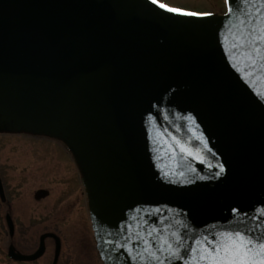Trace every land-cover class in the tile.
Here are the masks:
<instances>
[{
	"label": "water",
	"instance_id": "1",
	"mask_svg": "<svg viewBox=\"0 0 264 264\" xmlns=\"http://www.w3.org/2000/svg\"><path fill=\"white\" fill-rule=\"evenodd\" d=\"M229 4L0 0V128L67 145L104 264H193L219 233L264 235V60L240 47L264 4Z\"/></svg>",
	"mask_w": 264,
	"mask_h": 264
},
{
	"label": "flooded vegetation",
	"instance_id": "2",
	"mask_svg": "<svg viewBox=\"0 0 264 264\" xmlns=\"http://www.w3.org/2000/svg\"><path fill=\"white\" fill-rule=\"evenodd\" d=\"M12 138L34 141L38 156L51 163L57 160L59 171H67L59 177V192L34 188L36 180L31 174L24 176L23 168L35 160L24 161L23 144ZM55 165L50 172H55ZM91 252L92 260L104 264L90 194L73 153L56 137L0 128V264H88Z\"/></svg>",
	"mask_w": 264,
	"mask_h": 264
},
{
	"label": "snow or ice",
	"instance_id": "3",
	"mask_svg": "<svg viewBox=\"0 0 264 264\" xmlns=\"http://www.w3.org/2000/svg\"><path fill=\"white\" fill-rule=\"evenodd\" d=\"M152 2L158 4L160 8H163L166 11L178 15H212V13L208 12H196L183 7L171 6L167 3H162L161 0H152ZM225 2L227 4L229 3V0H225ZM244 2L247 3L248 0H244ZM258 2L264 4V0H258ZM232 11L233 8L231 7V4H229L227 14H231ZM252 31H254V29L250 30V36L252 35ZM259 32L260 34L255 35V38L251 43L245 41L240 45V47L250 49L248 60L253 66H255L257 59L264 60V54H262L261 48L259 47L260 42L264 41V28H261ZM234 47L236 46L234 45ZM195 139L201 138L195 137ZM175 144L180 152L186 153L188 156L194 158H200L197 151L186 144L181 143L179 140H176ZM167 149L171 152L176 151V148L171 144L167 145ZM219 168L220 171H223V165H220ZM220 171L216 173L217 176L220 175ZM233 211L238 210L234 209ZM244 215L246 216L247 214ZM262 215H264V213H262ZM254 219H258V217H255ZM153 231H155L154 227ZM255 232L256 230L253 228H244L219 233V239L206 240L202 246V250H199L198 257L193 261V264H264V235L257 236ZM152 234L151 231L148 233V235ZM177 239L180 238L177 237ZM180 242L182 243V239H180ZM144 243L147 244L148 241L145 240ZM192 251L196 252L198 250L193 249Z\"/></svg>",
	"mask_w": 264,
	"mask_h": 264
},
{
	"label": "rangeland",
	"instance_id": "4",
	"mask_svg": "<svg viewBox=\"0 0 264 264\" xmlns=\"http://www.w3.org/2000/svg\"><path fill=\"white\" fill-rule=\"evenodd\" d=\"M162 3H167L171 6L175 7H183L190 9L192 11L196 12H208L212 13L213 15H224L227 13L228 4H226L225 0H161ZM13 139V138H12ZM19 141V144H23V147L21 148V154L20 157L23 158L24 161L26 160H33L29 166H25L23 168V175L26 176L28 174H31L35 181L34 188L39 187H50L53 192H59V190L62 189V182L60 181L59 177L63 174H67V171H59L58 166L61 167L60 163L55 160V162L51 163L52 161H48L47 158L43 156H38V154L35 151V147L33 145L34 141L29 139H23L16 140ZM13 142V141H12ZM27 144H30L28 146ZM33 151H32V149ZM15 155V154H12ZM56 163V165H55ZM26 164V163H25ZM55 165V172H50V166ZM51 174H54V179L52 180ZM89 228V227H88ZM90 229V228H89ZM90 234V231H88ZM94 253L91 252V255L87 257L88 264H97L95 260H92V256ZM96 259V258H95ZM98 264H101V261L99 260Z\"/></svg>",
	"mask_w": 264,
	"mask_h": 264
}]
</instances>
